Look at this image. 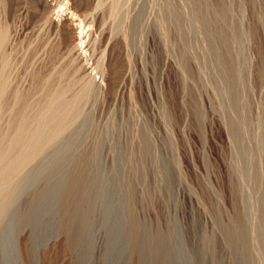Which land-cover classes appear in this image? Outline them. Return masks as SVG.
Returning a JSON list of instances; mask_svg holds the SVG:
<instances>
[{
	"label": "rangeland",
	"instance_id": "obj_1",
	"mask_svg": "<svg viewBox=\"0 0 264 264\" xmlns=\"http://www.w3.org/2000/svg\"><path fill=\"white\" fill-rule=\"evenodd\" d=\"M25 1L0 0V31L7 30L4 51H0L8 62L3 69L8 71L6 76L0 65L4 74L0 75L5 76L6 83L0 98V138L4 137L0 139V148L7 147V142L17 136L16 127L23 114L30 112L28 118L36 116L49 105L46 106L47 100L51 104L58 95L63 100L66 95L65 101H70L81 86L89 83L95 93L92 91L81 103L77 121L58 146H63L87 119L91 118L90 124L99 131L112 116L114 137L103 141L101 151L103 163L110 166L120 149L139 143L129 133L138 130L131 124V115L137 111L141 123L146 124L142 126L151 134L155 150L170 161L173 174L171 186H158L153 166L148 158L144 161L148 182L145 197L136 192L131 205L151 233L165 230L175 222L183 229L189 248L199 245L202 234L211 236L219 264H233L221 228L245 224L250 232L254 230L250 241L252 264H264V0H159L168 15L165 34L151 19L144 28L141 46L133 49L128 48L123 29L119 31L107 15L106 0H51L47 5L44 0ZM70 13L77 15L74 18ZM67 21L75 32L68 33L64 26ZM61 31L65 32V45ZM218 63L228 67L222 70ZM60 69L67 76L59 77ZM39 81L44 82L41 87ZM236 94L237 108L233 106ZM230 123L237 127L234 135ZM33 186L26 187L13 209L25 210L30 194L40 190L43 182ZM60 216L58 213L57 221ZM45 219L44 226L55 222L52 215ZM259 229L263 232L261 238L257 235ZM92 233L94 247L86 264H111L105 255L108 238L98 218ZM14 235L17 250L13 251L23 256L18 264L29 260V255L39 254L38 258L68 243L58 231L54 237L46 236L40 251L36 249L33 255L26 244L34 238L30 229ZM4 256L0 252V264H11ZM132 257L129 255V264L134 261ZM62 258H66L64 262ZM78 258V253L66 250L54 264H81ZM32 259L28 264H38L37 259Z\"/></svg>",
	"mask_w": 264,
	"mask_h": 264
},
{
	"label": "bare ground",
	"instance_id": "obj_2",
	"mask_svg": "<svg viewBox=\"0 0 264 264\" xmlns=\"http://www.w3.org/2000/svg\"><path fill=\"white\" fill-rule=\"evenodd\" d=\"M49 1L51 0H44L45 5H47ZM158 1L159 0H106V3L109 2L108 7L106 8L107 15L109 16V18L116 22L117 29L119 31L120 29H123V35L129 49L138 47V45L141 43V40L143 38V31L145 30L144 28L151 19L155 24H157L161 33L165 34L168 26V15H165V11ZM32 6H34V4ZM224 12L225 11H223V14ZM70 14H72V17L74 18L77 15L76 13V15L73 13ZM173 14L175 15L174 12ZM196 18L198 19V21L200 20L199 17L196 16ZM73 20L72 22H74ZM64 26L66 27L68 33L74 27L73 26L71 28L72 25L70 21H67ZM203 27H205V25H203ZM3 30L0 31L1 50L6 42L7 35V33H5L7 32V30L5 32ZM64 34L65 32H60L62 43H64L65 45L66 41L64 39ZM74 41L76 42L77 40ZM223 42L225 43V40ZM71 45L70 47H72ZM0 53V62H2V64L0 65L2 68L1 70L3 71L4 68L6 70V64L8 62L6 61L7 56H5L4 53L2 54L1 51ZM223 59H225V56ZM231 62L233 61H230L229 63ZM218 65L222 70L225 66L228 67V64L224 65L222 63H218ZM228 71L229 70L227 69V73ZM3 72H6V76L8 71ZM54 72L56 73V71ZM63 74L64 72L62 71L58 74V76L63 77ZM235 74L237 75V73ZM5 76L0 75V98L3 97L2 94L3 92H5ZM68 76L70 77V75ZM231 76L230 78H233V76ZM64 78H62V80H64ZM37 79H39V77ZM44 81L46 83V80ZM69 81L70 80H68V82ZM39 82L38 84H40L41 87L44 82ZM46 84H48V81ZM48 86L51 85L49 84ZM81 87V90L79 89L80 91L77 92L72 97V99L69 98L70 101H65L67 100V98H65L66 95L64 97V100L62 99V96L61 98H59L60 95H58L59 97H56V99L53 100L51 104L46 99L48 102L46 106L48 104L49 105L41 111L40 108H38L40 112L38 111L39 113L32 118H28L30 117V112L26 111L29 114L27 116H24V114L22 115L21 112V115L23 117L20 116V120L18 119L19 124L17 125V127L15 126L17 128V131L15 129V131L17 132V136L14 137V139L12 137V142H10L11 140L8 141L10 142L9 145L8 142L5 141V139L7 140L8 137L4 139V141L7 142V147L1 146L0 148V252H3V254H5L4 260L9 261L10 259L11 264H18V260L21 259L22 255L20 256L21 253L19 254L18 251H13L16 245L12 239L15 238L14 234L16 232L18 233V231L20 232V230L23 231L29 228L34 238H31L30 236V238L33 240L29 241V243L26 244H29L27 245V247L32 251L33 255L34 253L36 254V249V251H40L38 248L40 247L43 239H47L46 236L53 234L54 237V233L56 234L58 231L61 232V234L64 235L66 239H68V243L61 244L62 242H60L59 244L61 245H59L58 248L54 247L53 250L50 251L51 254L49 252L46 254H40L38 258L37 255L39 254L34 256L29 255V260H27V258L26 262L24 261L26 264H28V262L31 263L34 260L32 258L37 259L38 264H54L55 261L59 259V257H62L66 250L78 253L79 262L81 264H86L90 258V251L94 247L92 241V232L93 227L95 226L96 219L98 218L100 226L104 228L108 238L106 242L105 255L106 259H110L111 264H129V255H131V257H134H132L134 259L132 264H219V259L217 258L214 250L213 237L202 234L199 238V245L196 248H189L184 236V231L183 229H181L179 224L175 222L171 224L169 223L165 230H161L152 234L146 222L141 220L133 209L131 202L135 197V193L137 192L142 197H145L146 187L148 183L146 179V168L144 165V161L146 160V158H148V160L150 161L149 163L153 166L152 173L154 174V179L156 180L158 186L170 185V181L173 175L171 171L172 168L170 165V161L168 160L169 162H167L166 160H164L165 157H161L162 154L160 153V151L158 152L157 150H155L156 148H154L152 139L150 137L151 134L149 135V132L142 126L146 124L141 123L137 111H133V115H131V124L133 125V127L137 126L138 130L134 132L129 130V133L134 137H137L139 143L137 144V146H134V144H130L120 149L118 151L116 160L110 166H106L103 163L101 158V151L103 141L105 139H110L115 131V122L113 120L114 118L112 119V116L107 120L104 127L99 131L95 130L98 128L94 129L90 124L91 118H86L87 120H84L85 122L81 126V128L71 133L63 146H58L59 140L66 132H68V130L72 127L71 125L73 124V122L75 123L76 118L81 113V103L86 100L93 91L92 86L89 83H86ZM65 88L67 90V86ZM14 95L13 97L15 98ZM51 98L53 99V97ZM237 98H239L238 95L233 99V106L235 108L239 106V101ZM15 99H18V97ZM15 99L11 100L14 102ZM5 100L6 99H4V102ZM0 101L3 102L1 99ZM20 101L22 102V100ZM43 101L45 102V99ZM8 109L9 108H7V110ZM10 109H12V107ZM21 109L19 108V110ZM24 109L25 108L23 107L21 111H23ZM2 110L3 109H1V111ZM11 113L12 112H10V115ZM12 115H14V112ZM8 124L6 127H8ZM234 125L230 123V130L232 133L231 135H234L235 133L236 126ZM31 126H33L34 128L31 129ZM11 133H13V130ZM4 134H2V136ZM1 142L2 141H0V143ZM0 145H2V143ZM40 181L43 182V187L40 190H35L32 192V194H30L29 200L27 201V208L23 211L13 209L22 194L25 193L26 187L28 186L27 189H29L31 186L37 184ZM170 186H168L169 189ZM58 213L61 216L57 221L56 216L58 215ZM50 215H52V221H55L54 224H48L44 226V222L42 221H45V217H50ZM221 231L223 233L222 236H224L223 240L226 244L225 247H228V249L230 250L233 264H252V251L250 252L252 242L250 241L252 238L251 232H253L254 230L250 232L245 224H233L232 226H229L227 228H221ZM262 234V230L259 229V231L257 232L258 238H261ZM26 241L27 240H25V242ZM21 242L20 244H22ZM22 247L24 246L22 245ZM27 247L25 245L24 248L27 249ZM24 248L23 250H25ZM15 250H17V248ZM26 251L27 250H25L24 252ZM64 259L62 258L63 262ZM58 262L56 264H58Z\"/></svg>",
	"mask_w": 264,
	"mask_h": 264
}]
</instances>
